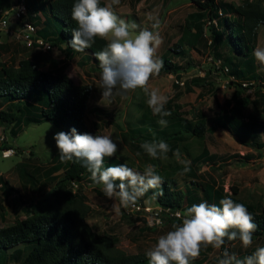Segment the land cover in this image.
Masks as SVG:
<instances>
[{
  "label": "trees",
  "instance_id": "16d2710c",
  "mask_svg": "<svg viewBox=\"0 0 264 264\" xmlns=\"http://www.w3.org/2000/svg\"><path fill=\"white\" fill-rule=\"evenodd\" d=\"M9 1L11 0H0V8ZM74 2L75 0H40L34 5L33 0H25L29 14L47 13L44 22L38 24L40 27L38 26L37 34L49 40L52 48L66 50V58L69 59L74 55V50L67 45L72 40V30L77 27L71 18ZM190 2L196 6V10L190 15L195 30L188 40L190 47L200 50L198 44L202 43L200 41L203 38L205 18L217 19L218 25L225 29L227 35L210 21L208 29L211 33V42L214 43L217 52L214 57H220L223 47L230 45L233 53L225 57L224 63L229 66L231 73L239 78L230 81L231 84L239 87L234 89L232 98L226 100V105H223L219 114L213 118L193 110L192 120H188L180 114V110H177L180 105L176 103L175 98H169L165 109L172 115L166 118L168 124L165 128L157 127L153 123L149 124L152 118L160 117L154 116L147 106L146 113L139 118L140 125L132 129L131 137L137 139L139 136L144 142L164 140L170 145L186 136L202 138L208 131L214 132L219 128H226L236 134L240 143L260 150L264 147V124L259 123L256 116L244 115L243 110L249 106L251 100L249 96L243 95V92L250 86H242L240 80L255 83L260 79V75H257L254 69V60L249 55H252L256 49L258 27L264 23V2L262 0H244L243 3L221 0H190ZM100 6H106L104 0H100ZM34 17L36 20L41 19L38 14ZM106 43L105 40L96 38V42L84 51L92 65L98 66L99 62L94 54L103 50ZM63 44H66L64 49ZM176 46L177 50L175 47L169 50L177 56L186 55L187 58L183 63L172 61L167 52L159 58L164 65L159 74L174 73L177 78L173 83L175 88L178 87L179 80L183 79V71L187 72L196 67L181 41L176 43ZM199 68L205 72V75L193 77L189 80L188 87H200L202 90L213 87L216 78L212 75V68L206 70L203 65H199ZM90 99L91 86L87 83H76L72 76L65 72V65L53 67L52 70L41 69L28 58H20L15 65L0 64V124L11 125L10 133L13 136L29 124L43 120L66 126L68 133L75 128L78 134L93 135L85 123L88 112L109 121H114V115L112 110L104 108L101 104L90 105ZM5 104H13V108L5 107ZM260 134H263L261 140ZM139 148L143 150L140 146ZM220 158V155L211 153L208 148L203 147L201 152L189 161L187 166L190 171L184 175L179 174L185 167L183 164L176 166L174 172L162 173L156 170L163 178V184L158 189L149 190L137 200L136 204L143 207L147 198H153L162 208L160 215H166V219L168 218L172 225H179L182 222V216L176 217L172 214L179 210L182 214L193 204L209 202L219 205L222 192L209 180L199 177L197 171L200 164L207 161L216 164ZM118 164L129 166V163L116 155L105 158L104 167ZM60 168H63V179L59 181L61 185L55 189V197L45 202L46 206L25 208L27 211L25 217L17 218L13 224L0 226V264H149L146 253H128L118 248V238L115 235L102 233L97 229L96 223H90L89 218L94 217V213L85 202L82 191L76 189L73 192L71 188L66 187L73 182L78 185L89 182L98 186L92 181L91 174L83 163L65 162L54 166L51 172ZM179 177L187 180L184 187L178 186ZM0 186L3 195L8 196L15 191L9 181L2 176H0ZM233 193L238 194L236 186L233 187ZM230 198L236 203L244 204L253 216V222L257 225L253 238L264 235V207L258 209L235 195ZM2 218L1 215L0 219ZM239 241L238 238L232 241L225 238V244L221 247L215 264L223 258L225 249L229 254H234L231 248ZM22 244L28 252L21 259L22 251L19 245ZM252 253L236 257L244 259ZM196 263L195 259L190 261V264Z\"/></svg>",
  "mask_w": 264,
  "mask_h": 264
},
{
  "label": "rangeland",
  "instance_id": "374dc122",
  "mask_svg": "<svg viewBox=\"0 0 264 264\" xmlns=\"http://www.w3.org/2000/svg\"><path fill=\"white\" fill-rule=\"evenodd\" d=\"M221 1L244 2V0ZM16 2L17 0L5 2L2 7H10ZM110 2L111 0H105L106 5ZM112 10L129 25H135L134 28H130L134 33L142 29L151 31L152 23L158 18L161 22L159 32L163 42L156 50V57L159 59L167 52L172 61L183 63L186 55L177 56L169 50L171 47L177 50L176 43L181 41L183 47L189 51L187 55L196 65L187 72L183 71L184 84L179 83L177 88L173 85L176 78L172 74L152 76L148 83L150 91L158 90L168 99L174 97L176 103L180 105L177 110H180V114L188 120H192L193 110L200 111L208 118L219 114L220 108L226 105V100L232 98L234 89L239 86L231 84L230 81H235L237 75L232 74L229 66L224 63L225 57L233 53L230 45L223 47L220 57H214L217 52L214 43L211 42L208 17L205 18L203 25V38L200 41L202 43L198 44L200 50H195L188 42L190 34L195 31L190 15L196 10V6L190 0H120L119 4L112 6ZM150 16L153 19H149ZM212 22L227 35L225 29L218 25L217 19ZM256 42V49H264V23L258 27ZM24 43L18 30L14 34L0 31V64L15 65L20 58H28L41 69L52 70L53 67L65 65V72L72 76L76 83L89 84L91 86L89 104H101L104 108L112 110L114 121L88 112L85 123L93 135L110 136L118 144L116 156L129 163V167L134 171L144 172L146 166L151 164L158 172H174L176 166L185 165L206 147L221 158L216 164L208 161L200 164L197 171L199 177L209 180L222 192L221 199L235 195L258 209L264 207V147L259 150L244 145L238 141L236 134L226 128H219L214 132L208 131L202 138L186 136L172 142L166 158L152 159L139 148L144 140L139 136L137 139L131 137L132 129L140 125L139 118L146 113L148 96L143 90L138 88L134 92H129L126 97L114 95L111 102L102 101L106 104L104 105L100 102L102 90L99 88V66L92 65L86 53L74 51L70 59L65 57L59 60L56 58H62L64 54L58 48L42 50L37 45L29 48ZM249 57L254 60V69L256 74L260 75V79L243 92V95L249 96L251 100L243 113L246 116L258 117L259 123L264 124V70L253 54ZM218 58L220 62L216 60ZM199 65H203L206 70L212 68V75L216 78V80L213 78L215 80L213 87L204 90L195 86L188 87L190 85L188 82L193 77L205 75ZM225 67L229 70L227 71ZM4 106L13 108V104ZM157 121V118H152L151 123H148L163 127ZM10 127L11 125L0 124V176L8 180L15 191L8 196L3 195L0 186V216L3 217L0 219V226L13 224L17 218L26 216L25 208L38 205L43 208L46 206L45 202L55 197L54 191L61 185L59 181L63 179V168L55 172H51V169L63 163L60 161L59 150L53 136L57 132H69L66 126L48 120L31 123L15 136L10 133ZM262 136L263 134H260V140ZM5 147H12L15 150L14 155L3 156L2 151L6 149ZM176 149L180 151L179 158L174 155ZM137 152L140 153L139 156L136 155ZM186 181L185 178L179 177L178 186L184 187ZM234 186L238 188V194H232ZM66 187L71 188L73 192L76 189L82 191L85 202L94 213L89 222L96 223L100 232L115 235L118 238L117 247L128 253H146L156 244L160 235L172 230V224L168 218L166 219V215H160V223H157L159 220L156 213L162 208L153 198H147L140 209L130 210L129 207H120L118 198H106L101 185L95 186L89 182L78 185L73 182ZM114 203L119 207L118 212L113 207ZM19 247L22 259L28 249L23 244ZM258 247H264V235L253 238V243L248 248H244L239 241L233 244L231 251L241 257L245 253L254 252ZM201 250L199 257L195 259L196 264H215L220 249L209 246Z\"/></svg>",
  "mask_w": 264,
  "mask_h": 264
},
{
  "label": "clouds",
  "instance_id": "9594fccd",
  "mask_svg": "<svg viewBox=\"0 0 264 264\" xmlns=\"http://www.w3.org/2000/svg\"><path fill=\"white\" fill-rule=\"evenodd\" d=\"M119 2L120 0H111L102 7L100 0H75L71 18L77 27L72 30V40L67 46L75 52H84L96 42V38L105 40L107 43L103 50L94 54L100 69V102H111L114 95L126 97L129 92L139 88L148 96L146 103L152 114L160 117L157 123L166 127V118L172 115L165 109L168 98L158 90L150 91L148 88L150 78L159 75L164 66L163 61L156 57V50L163 42L159 32L161 22L156 18L151 25V31L142 29L134 33L130 28L135 25H129L112 10V6ZM12 5L14 4L10 6ZM36 14L44 17L41 12ZM36 14H29L28 11L24 21H31L38 29L34 17ZM149 19L153 18L150 16ZM253 55L264 70V49L257 48ZM170 74L176 78L174 73ZM53 139L59 150L60 161L82 162L90 172L92 181L102 185L105 197L118 198L120 207L134 206L145 193L158 189L163 184V178L151 164L146 166L143 173L134 171L127 164L104 167L105 158L114 157L118 151V144L108 135L78 134L77 130L72 128L70 133H55ZM140 147L152 159L166 158V154L171 150L164 140L144 142ZM136 155L139 156L140 153L137 152ZM174 155L179 158V149L175 150ZM188 163L190 162L185 163L180 175L190 171ZM113 207L119 211L115 203ZM177 215L182 216V222L179 225L173 224L172 230L160 235L156 244L146 252L149 264H190L191 260L199 257L202 248L211 246L213 249H221L225 238L229 241L238 238L242 246L248 248L253 243V233L257 228L246 206L227 197L221 199L219 205L207 202L193 204ZM222 255L219 264H264V247H258L244 259L229 254L227 249Z\"/></svg>",
  "mask_w": 264,
  "mask_h": 264
},
{
  "label": "built area",
  "instance_id": "2783aa9c",
  "mask_svg": "<svg viewBox=\"0 0 264 264\" xmlns=\"http://www.w3.org/2000/svg\"><path fill=\"white\" fill-rule=\"evenodd\" d=\"M221 14V13H220ZM28 16V10L25 5L24 0H18L16 4L10 6L9 8H0V30L4 31L6 34H14L17 30L19 31V34L23 41H25V44L27 46H34L38 44L42 50L50 49L51 44L49 40L42 38L37 34V27L34 23H32L29 20H25L24 18ZM214 21L216 19H213ZM218 62H220V59H216ZM225 69L228 71L227 67ZM223 70V69H222ZM177 81V80H176ZM180 83H183V80H179ZM240 84L244 87L247 86H253V81H240ZM3 156H11L15 153V150L13 148H6L3 151ZM136 208L140 209L141 207L137 204L134 206H130V210H135ZM160 212L158 211L157 219L160 222ZM178 213H181L179 210L176 213H173L172 215H177ZM175 215V216H176ZM179 217V216H176Z\"/></svg>",
  "mask_w": 264,
  "mask_h": 264
},
{
  "label": "crops",
  "instance_id": "0c3cea01",
  "mask_svg": "<svg viewBox=\"0 0 264 264\" xmlns=\"http://www.w3.org/2000/svg\"><path fill=\"white\" fill-rule=\"evenodd\" d=\"M39 1H40V0H33L34 5L36 4V2H39ZM104 1H105V0H104ZM43 14H44V17H42V18L39 19V20L37 19V20H38V21L36 22L37 24H41L42 22H44V19L46 18L47 13L43 12ZM65 47H66V44H63V45H62V48L64 49ZM55 49H56V48H55ZM59 51H61L64 55H63L62 58L59 57V58H56V59H59V60H60V59H64V58L66 57V55H67V53H66L67 51H66V50H63V51H62V50H59ZM70 53H72V52H70ZM72 55H73V54H72ZM56 59H55V60H56ZM81 60H82V58H81ZM81 60H80V61H81ZM53 64H54V63H53ZM53 64H52V65H53Z\"/></svg>",
  "mask_w": 264,
  "mask_h": 264
}]
</instances>
